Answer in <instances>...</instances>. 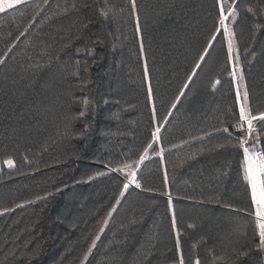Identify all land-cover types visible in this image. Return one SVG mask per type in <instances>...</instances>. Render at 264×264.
Masks as SVG:
<instances>
[{
	"label": "trees",
	"instance_id": "trees-1",
	"mask_svg": "<svg viewBox=\"0 0 264 264\" xmlns=\"http://www.w3.org/2000/svg\"><path fill=\"white\" fill-rule=\"evenodd\" d=\"M135 3L0 11V264H264V0Z\"/></svg>",
	"mask_w": 264,
	"mask_h": 264
},
{
	"label": "snow or ice",
	"instance_id": "snow-or-ice-1",
	"mask_svg": "<svg viewBox=\"0 0 264 264\" xmlns=\"http://www.w3.org/2000/svg\"><path fill=\"white\" fill-rule=\"evenodd\" d=\"M16 2L19 3L20 0H16ZM131 3H132V7L136 6L135 0H131ZM4 7L11 8V7H13V5L11 3H9V4H6ZM3 10H4L3 8H0V11H3ZM225 19H226V17H224L222 15L221 19H220L221 28H223V26H224V20ZM228 51H229V55L231 56L232 55L231 45H229ZM201 59H204V57H201ZM197 67H199V65H197ZM232 74L234 76L236 75L235 70H233ZM189 79H191V77ZM217 83H219V82H217ZM184 87L187 88L188 85L186 84ZM237 95L240 97V99L242 101H247V99H248V93L246 91L241 94L239 89H237ZM240 119L247 121L249 126H251L253 117L249 116V114L246 111V108L243 104L241 105V108H240ZM261 119L264 120V116H262ZM157 131H159V129H157ZM244 151H245V153H247L248 149L245 148ZM140 159L144 160V159H146V156H141ZM7 164L9 167H11L13 162L11 160H9V161H7ZM125 167H128V166L126 165ZM247 171L249 173H251V169H248ZM245 178L248 179L252 185L251 200L257 205L256 216L259 218L258 223H259V228H260L261 246L264 247V187H261L259 194H258V191H257L258 182H257L255 176L247 175ZM130 183L136 184V187L140 186L138 183H136L135 178H133L130 181ZM261 183L264 184V182H261ZM123 187H124V189H128L129 184L126 183L123 185ZM121 195H123V193H121ZM97 239H99V237H97Z\"/></svg>",
	"mask_w": 264,
	"mask_h": 264
},
{
	"label": "rangeland",
	"instance_id": "rangeland-1",
	"mask_svg": "<svg viewBox=\"0 0 264 264\" xmlns=\"http://www.w3.org/2000/svg\"><path fill=\"white\" fill-rule=\"evenodd\" d=\"M20 1H23V0H20ZM9 3H11L12 5L17 4L16 0H0V8L6 9L7 7H4V6ZM246 149H248L247 153H245L246 172H247V175L255 176L258 182L257 191L259 194V191L262 187L261 186V168H262L261 157L259 153L257 152L256 146L247 147ZM248 169H251V173L247 171ZM249 185H250V192L252 196V185L250 181H249ZM253 207H254L253 213L255 217L259 220V218L256 216L257 205L254 202H253ZM259 231H260V228H259Z\"/></svg>",
	"mask_w": 264,
	"mask_h": 264
}]
</instances>
